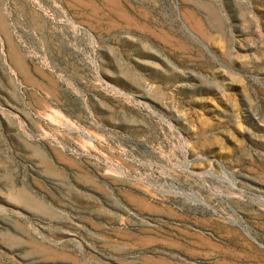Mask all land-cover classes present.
Returning <instances> with one entry per match:
<instances>
[{
    "label": "rangeland",
    "instance_id": "rangeland-1",
    "mask_svg": "<svg viewBox=\"0 0 264 264\" xmlns=\"http://www.w3.org/2000/svg\"><path fill=\"white\" fill-rule=\"evenodd\" d=\"M0 264H264V0H0Z\"/></svg>",
    "mask_w": 264,
    "mask_h": 264
}]
</instances>
